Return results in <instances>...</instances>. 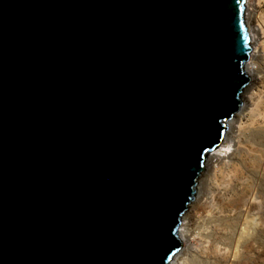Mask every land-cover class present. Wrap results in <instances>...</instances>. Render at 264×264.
Returning <instances> with one entry per match:
<instances>
[{
	"label": "water",
	"instance_id": "obj_1",
	"mask_svg": "<svg viewBox=\"0 0 264 264\" xmlns=\"http://www.w3.org/2000/svg\"><path fill=\"white\" fill-rule=\"evenodd\" d=\"M246 0H0V264H169L251 85Z\"/></svg>",
	"mask_w": 264,
	"mask_h": 264
},
{
	"label": "bare ground",
	"instance_id": "obj_2",
	"mask_svg": "<svg viewBox=\"0 0 264 264\" xmlns=\"http://www.w3.org/2000/svg\"><path fill=\"white\" fill-rule=\"evenodd\" d=\"M251 1L248 0L251 8L247 9L246 6L245 22L247 31L251 37L250 44L252 51L244 69L250 79L251 77L255 78L256 84H264V25L261 23L259 16L260 9L263 6L259 1H257V5H251ZM254 90L249 93L248 97L245 94L241 95V99L246 100L244 101L247 104L246 108L243 109L241 107L240 111L225 123L227 127L225 133L232 128L231 134H235L236 139H238L241 158L247 155L242 146L248 136L255 137L254 139L256 140V137H261L260 139L264 140V135L257 133L260 131L264 134V117L261 118V121L256 122L255 116L252 115L253 109L256 111L259 103H262L263 96L257 89L254 88ZM249 107L251 111H248ZM236 123L238 125L235 126ZM257 125L259 127L255 128ZM244 131L254 132L246 134ZM226 134H224V138L230 139L229 133L227 132ZM226 156L227 154L223 153L208 154L205 163L209 165L213 160ZM252 162L256 164V161L253 160ZM215 185L217 189H220L218 183H215ZM231 191H234L236 194L240 190L234 187ZM252 195L253 192L246 189L242 198H229L227 205L226 202L224 203L222 211L224 214L221 212L215 215L211 211L207 215L197 214V227L192 234L190 228L191 222L188 221V216L183 218V222L186 224L180 227L181 230H178V239L182 243H191L193 241L196 244L195 252L189 253L184 259H181V256H176V254L169 264H256L250 256L251 252L255 250L256 245L249 244L248 240L255 237L261 229V223L259 219L256 220L250 213V203L253 200ZM249 196L252 199H248ZM240 209L243 210L239 211ZM226 210L227 212L230 211L229 213L235 212L236 214L231 216ZM215 222H218V224H212ZM192 235L194 236L191 240ZM178 260L179 262H177Z\"/></svg>",
	"mask_w": 264,
	"mask_h": 264
},
{
	"label": "rangeland",
	"instance_id": "obj_3",
	"mask_svg": "<svg viewBox=\"0 0 264 264\" xmlns=\"http://www.w3.org/2000/svg\"><path fill=\"white\" fill-rule=\"evenodd\" d=\"M257 1L263 6V8L260 9L261 12L259 16L261 23L264 25V0H252L251 5H257ZM246 6L247 9L251 8L250 4H248V0H246ZM254 88L257 89L260 94L262 93L263 96L261 100L262 103H259L256 111L253 109V113L251 112L252 115L255 116V121L258 122L264 117V84H256L255 78L251 77V85L243 94L248 97L249 93H251ZM241 101V107H243V109L246 108L247 104L244 103L246 100L241 99ZM250 107L248 111H251L250 109L252 107ZM238 124L236 123L235 126ZM258 127L259 125L255 128ZM231 130L232 128L227 131L230 139H227V137L226 139L224 138L221 145L210 153H223L227 154V156L217 158L210 162L209 165L205 163L204 171L196 185L195 196L189 204L188 209L183 214L178 230H181L180 227L186 224L183 222V218L188 216V221L191 222V234L194 233L193 231L197 227V214L207 215L210 211L215 215L221 213L224 208V203L226 202L227 205V200L229 198H242L244 196V191L249 189L254 195H252L253 200L250 203V213L256 220L259 219V222L261 223V229L255 237L248 240L249 244L256 245L255 250L251 252L250 256L254 259L256 264H264V140H261V137H256V140L254 139L255 137L248 136L242 146V149H244V152H246L247 155L242 156L243 158H241L238 148V139H236L235 134H231ZM246 131H244L246 134H252L254 132ZM257 133L259 135H264L260 131ZM253 160L256 161V164L252 162ZM215 183L219 184L220 189H217ZM234 187H237V190H240L236 194L234 191H231ZM252 197L249 196L248 199H252ZM241 210L243 209H240L239 211ZM235 214V212L229 213L231 216H234ZM212 224H218V222ZM193 236L194 235L191 236V240L193 239ZM181 244V249L176 255L181 256V259H184L189 253L193 251L195 252L196 244L193 243V241H191V243L181 242ZM177 262H179V260Z\"/></svg>",
	"mask_w": 264,
	"mask_h": 264
}]
</instances>
